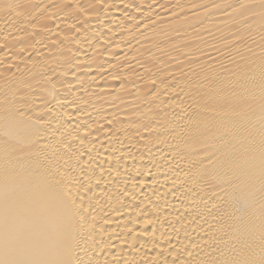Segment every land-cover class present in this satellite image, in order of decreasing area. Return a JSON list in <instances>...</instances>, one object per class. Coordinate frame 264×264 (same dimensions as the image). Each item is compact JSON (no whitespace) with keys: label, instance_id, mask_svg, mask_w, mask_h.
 Returning a JSON list of instances; mask_svg holds the SVG:
<instances>
[{"label":"bare ground","instance_id":"1","mask_svg":"<svg viewBox=\"0 0 264 264\" xmlns=\"http://www.w3.org/2000/svg\"><path fill=\"white\" fill-rule=\"evenodd\" d=\"M0 264H264V0H0Z\"/></svg>","mask_w":264,"mask_h":264}]
</instances>
